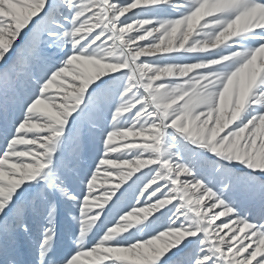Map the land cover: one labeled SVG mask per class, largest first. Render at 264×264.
I'll list each match as a JSON object with an SVG mask.
<instances>
[{
    "label": "snow or ice",
    "instance_id": "6c2138e0",
    "mask_svg": "<svg viewBox=\"0 0 264 264\" xmlns=\"http://www.w3.org/2000/svg\"><path fill=\"white\" fill-rule=\"evenodd\" d=\"M0 264H264V0H0Z\"/></svg>",
    "mask_w": 264,
    "mask_h": 264
}]
</instances>
